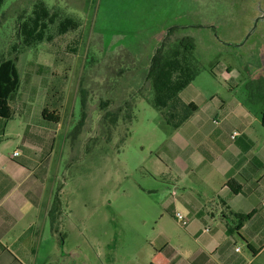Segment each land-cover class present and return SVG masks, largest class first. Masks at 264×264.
I'll list each match as a JSON object with an SVG mask.
<instances>
[{
    "label": "rangeland",
    "instance_id": "1",
    "mask_svg": "<svg viewBox=\"0 0 264 264\" xmlns=\"http://www.w3.org/2000/svg\"><path fill=\"white\" fill-rule=\"evenodd\" d=\"M39 2L80 28L58 35L52 26L50 41L25 47L20 21ZM257 9L264 11V0L5 1L0 60L15 61L25 99L35 95L36 106L58 108L62 118L51 179L57 232L49 223L39 264H157L164 238L184 256L198 247L174 207L187 214L181 197L189 193L211 211L220 202L212 190L219 193L226 180L208 162L191 167L200 150L184 145L188 127L167 126L152 105L148 68L165 39L193 42L200 72L181 94L201 108L193 119L208 104L220 117L222 102L244 107L253 116L252 151H261L264 103L253 102L248 87L264 74V21L251 24ZM3 123L0 150L9 155L29 121L15 110ZM174 143L184 145L181 152ZM221 222L215 212L209 225L217 230ZM239 246L247 264H264V251L252 259Z\"/></svg>",
    "mask_w": 264,
    "mask_h": 264
},
{
    "label": "crops",
    "instance_id": "2",
    "mask_svg": "<svg viewBox=\"0 0 264 264\" xmlns=\"http://www.w3.org/2000/svg\"><path fill=\"white\" fill-rule=\"evenodd\" d=\"M20 93L19 90L13 100L14 115L15 110L22 113L29 124L21 137L20 146L12 154L6 155L0 150V264H39L40 254L47 251L43 240L48 224L51 225L52 236L57 232L58 212L54 210L57 199L51 179L54 169L52 159L62 121L56 125L44 120L43 112H52L49 107L43 104L36 106L35 95L25 99L24 93L23 96ZM221 104V117L217 109L208 104L200 112L202 116L193 119L201 110L198 106V112L180 128L188 127L187 135L182 138L184 145L200 150L197 162L191 167H200L208 162L209 169H214L226 180L219 193L211 189L220 202L209 211L192 195L184 193L181 202L187 214L174 207V217L176 211H181L189 218L190 223L184 228L198 247L184 256L169 239L164 238L156 255L157 264H247L248 259L239 241L247 245L252 259H257L264 251V168L252 165L254 159L264 164V148L255 153L238 146L237 141L241 138L245 139L244 145L254 142L247 134L253 120L252 113L244 107H225L223 102ZM4 121L8 120L0 119V144L4 138ZM234 132L239 133L236 140L231 139ZM181 146L174 143L180 152ZM16 153L18 155L15 156ZM231 180L240 190L237 195L228 186ZM222 202H226L235 213L253 214L244 223L240 235L227 234V223L231 224L232 220L225 213ZM175 203L176 200H173L174 206ZM215 212L222 215L217 230L209 225L215 219ZM206 227L211 228L210 232H204ZM236 248L240 251L237 252ZM42 259L44 262L46 257Z\"/></svg>",
    "mask_w": 264,
    "mask_h": 264
},
{
    "label": "trees",
    "instance_id": "3",
    "mask_svg": "<svg viewBox=\"0 0 264 264\" xmlns=\"http://www.w3.org/2000/svg\"><path fill=\"white\" fill-rule=\"evenodd\" d=\"M6 0H0V8ZM52 26H56L58 35H66L71 31L80 28V21L67 16L60 17L58 12H52L49 7L39 2L36 4L32 14L20 21L19 34L23 38L25 47H33L41 42L50 41V31ZM174 31L170 29L168 37ZM195 45L188 39H182L176 44H167L166 39L156 49L151 58L146 81L151 86L153 93L152 105L161 113L164 123L174 130L180 129L188 122L199 107L195 103H186L182 97V92L187 89L199 75L200 69L194 57ZM21 87V81L17 66L14 60H0V119L11 120L14 116L12 106L15 96ZM250 98L253 102L264 103V74H261L257 81L249 84ZM43 118L53 124L61 122L58 111L48 110L43 112ZM264 125V113H263ZM244 138L237 141L238 146L245 151H251L254 142L249 141L244 145ZM255 168H264V164L254 159L252 162ZM231 180L228 183L231 191L237 195L239 189L233 185ZM225 213L232 220L227 223V234L240 235L241 229L253 214L235 213L231 211L226 202H222ZM55 212H58L57 203L54 204ZM252 249V247L250 246ZM252 251L256 253L253 249Z\"/></svg>",
    "mask_w": 264,
    "mask_h": 264
},
{
    "label": "built area",
    "instance_id": "4",
    "mask_svg": "<svg viewBox=\"0 0 264 264\" xmlns=\"http://www.w3.org/2000/svg\"><path fill=\"white\" fill-rule=\"evenodd\" d=\"M239 136L238 132H234L231 136L232 140H236V138ZM18 155L17 153L15 154V156ZM263 207H264V203H263ZM175 219L183 226V227H187L190 223L189 218L181 211H176L175 212ZM211 228L210 227H206L204 229V232L208 233L210 232ZM236 251L239 252L240 248H236Z\"/></svg>",
    "mask_w": 264,
    "mask_h": 264
},
{
    "label": "flooded vegetation",
    "instance_id": "5",
    "mask_svg": "<svg viewBox=\"0 0 264 264\" xmlns=\"http://www.w3.org/2000/svg\"><path fill=\"white\" fill-rule=\"evenodd\" d=\"M256 7H257V5H256ZM256 14H257V16H255L253 22L251 23V24H255V27L257 26V24L264 21V11L257 9ZM168 34H169V32H168Z\"/></svg>",
    "mask_w": 264,
    "mask_h": 264
}]
</instances>
